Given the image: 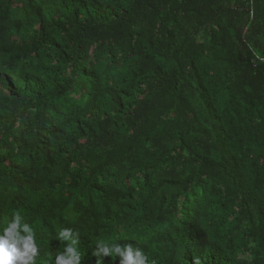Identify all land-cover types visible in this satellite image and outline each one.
Listing matches in <instances>:
<instances>
[{"label": "trees", "instance_id": "obj_1", "mask_svg": "<svg viewBox=\"0 0 264 264\" xmlns=\"http://www.w3.org/2000/svg\"><path fill=\"white\" fill-rule=\"evenodd\" d=\"M0 59V221L32 226L35 264L63 228L81 264L98 241L146 264H264V0H0ZM34 80L51 127L77 103L59 147L94 145L71 152L54 206L11 161Z\"/></svg>", "mask_w": 264, "mask_h": 264}, {"label": "clouds", "instance_id": "obj_2", "mask_svg": "<svg viewBox=\"0 0 264 264\" xmlns=\"http://www.w3.org/2000/svg\"><path fill=\"white\" fill-rule=\"evenodd\" d=\"M59 40L60 38L46 40L49 53L53 52L63 42H67L65 39L62 42ZM73 54L77 60L81 51L78 50V47H72L69 44L67 54L69 57H67L71 66H73ZM61 58L55 60L59 61ZM10 85L11 82L0 84V89L8 88ZM52 93L51 90L38 87L36 80L29 83V96L22 98L21 101V105L26 102L25 110L18 114L12 127L10 144L14 150L13 155L19 156V159L11 161L21 163L24 173L29 174L27 177L31 181L32 187L38 190L39 196L46 203L54 206L58 197L65 193L63 191L64 177L73 172L74 164L71 152L79 151L86 146H89L87 150H94V145H89L88 139L81 144V147H59L57 137L54 134L59 132L62 127L72 124L73 121H70L78 115L75 110L77 103L73 102L74 111H71L69 118L51 127L50 121L53 114L47 109V104ZM92 100L86 99L85 102L90 105ZM28 171L34 173L30 175ZM53 185L54 187H52ZM0 206L6 207L2 203ZM74 235L71 228H63L58 233L56 240L67 243L64 244L63 252L55 256L54 264H81V254L77 247L78 239L74 238ZM95 249L94 254L98 257L97 264H103L101 258L109 256L118 258L119 264H146L147 258L142 249L133 247L132 244L121 246L120 243H114L109 245L98 241ZM39 252L40 248L36 243L32 226L21 215L14 214L10 218H3V221H0V264H35Z\"/></svg>", "mask_w": 264, "mask_h": 264}, {"label": "crops", "instance_id": "obj_3", "mask_svg": "<svg viewBox=\"0 0 264 264\" xmlns=\"http://www.w3.org/2000/svg\"><path fill=\"white\" fill-rule=\"evenodd\" d=\"M63 191H65V190H63Z\"/></svg>", "mask_w": 264, "mask_h": 264}, {"label": "rangeland", "instance_id": "obj_4", "mask_svg": "<svg viewBox=\"0 0 264 264\" xmlns=\"http://www.w3.org/2000/svg\"><path fill=\"white\" fill-rule=\"evenodd\" d=\"M53 116H55V115H53Z\"/></svg>", "mask_w": 264, "mask_h": 264}]
</instances>
